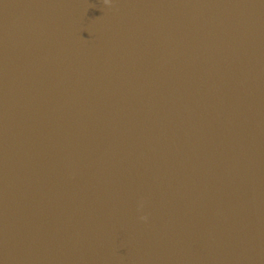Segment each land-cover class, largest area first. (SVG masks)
I'll use <instances>...</instances> for the list:
<instances>
[{"label": "water", "instance_id": "obj_1", "mask_svg": "<svg viewBox=\"0 0 264 264\" xmlns=\"http://www.w3.org/2000/svg\"><path fill=\"white\" fill-rule=\"evenodd\" d=\"M0 264H264V0H0Z\"/></svg>", "mask_w": 264, "mask_h": 264}, {"label": "clouds", "instance_id": "obj_2", "mask_svg": "<svg viewBox=\"0 0 264 264\" xmlns=\"http://www.w3.org/2000/svg\"><path fill=\"white\" fill-rule=\"evenodd\" d=\"M140 218H141V219H146V217H144V216H141Z\"/></svg>", "mask_w": 264, "mask_h": 264}]
</instances>
